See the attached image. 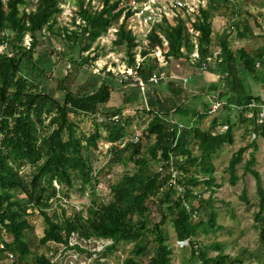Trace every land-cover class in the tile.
I'll use <instances>...</instances> for the list:
<instances>
[{
	"label": "trees",
	"instance_id": "trees-1",
	"mask_svg": "<svg viewBox=\"0 0 264 264\" xmlns=\"http://www.w3.org/2000/svg\"><path fill=\"white\" fill-rule=\"evenodd\" d=\"M123 1L99 0L98 7L92 5V0H76L78 10L72 19L76 29L69 32L64 26L61 33L57 31L56 35L62 36L69 48L81 46L78 52L83 63L95 60V57L83 58L80 54L88 50L92 41L105 35L111 23L121 17ZM220 1L225 0H211L207 8L199 10L191 23L192 31L199 32L198 57L194 64L205 69L209 68L210 63L207 60L210 55L207 45L212 34L211 14L216 9L214 4L219 5ZM34 2L35 9L29 11L26 6L33 4L31 1L0 0V46H3L0 51V264H52L50 257L32 249L28 243L27 232L31 228L29 217L35 213L42 217L44 223L39 239L43 245L52 242L66 250L75 249L90 254L77 243L70 245V238L75 235L83 241L110 240L111 244L104 247L108 251L121 241H133L123 264H171L172 252L163 227L167 215H170L176 238L188 244L189 254L183 257L182 264H243L248 256L254 257L252 253L248 256H230L223 252L220 242L202 246L194 239L199 232L207 234L222 228L216 223L214 198L211 195L214 188L220 187L214 182L212 159L223 145L234 143V121L230 116L214 117L206 130L197 125L179 126L167 118L168 110H162V99L153 97V108L143 110L150 117L142 138L149 142L153 138L146 148V156L141 155L140 142L127 143L118 148L113 143L124 137L125 122L122 119L106 120L109 116L120 114L121 108L116 112L99 113L113 91L101 73L96 74L100 80L90 81L87 90L82 87V91L78 92L63 87L61 80L57 87L62 90L61 97L39 89L41 82L35 80L36 77L42 78L44 73L33 63V55L39 47L37 35L44 27L51 33L55 32L52 28L54 20L62 8L59 0ZM76 15L79 18L77 23ZM129 15L127 13L125 17ZM245 30H248L247 26ZM27 33L31 38L28 45L24 43ZM159 35L167 42L166 46ZM147 39L146 48L141 51L143 59L138 66L133 50L137 44L136 37L125 30L124 21L119 25L114 40L115 45L124 46L126 65L133 67L135 75L144 82H148L158 68L157 59L148 60L149 53L155 47L162 50L165 58L171 57L183 64L191 59L189 54L194 44L185 18H177L175 24L167 19H164V23H156ZM219 46L217 58H220L218 64L223 68V78L217 99L223 101L228 110L238 112L237 119L245 124L243 140L248 134L264 139V122L259 123L257 119L263 103L258 96L245 91L239 75V67L251 68L254 57L244 48H233L227 35L219 39ZM55 52L57 55L62 53L59 50ZM260 53H264V48ZM32 73H36L34 79L28 76ZM105 73L115 78L114 72ZM169 87L174 90L178 86L170 81ZM248 112L252 115L245 117L244 114ZM81 115L94 117V131L88 135L79 136L77 133L78 124L74 118ZM224 124L228 126L227 129L215 134V127ZM100 128L107 132L113 158L122 163L132 162L133 171L125 172L111 184L110 198L104 203L89 206L86 215L78 211L65 216L64 210L62 217L56 213L49 215L47 210L51 200L57 193L64 194L63 186L70 189L78 182L81 192H92L98 184L90 155L91 147H97ZM254 139L236 149L227 170L229 183L234 185L237 181V164L242 161L244 152L254 147L243 170L255 181L259 202L254 221L260 224L258 240L264 245V225L261 224L264 218V188L260 174L253 167L256 151ZM191 144L198 149V155L191 151ZM126 153L127 158H123ZM155 163H160V166L152 169ZM25 165L29 166L30 171L22 174L21 168ZM54 183L59 185V189ZM201 184L210 190L207 199L195 192ZM177 186L182 190L178 191ZM242 196L244 199V191ZM153 209L157 220L151 219ZM208 248L214 249L216 255L208 256Z\"/></svg>",
	"mask_w": 264,
	"mask_h": 264
},
{
	"label": "rangeland",
	"instance_id": "rangeland-1",
	"mask_svg": "<svg viewBox=\"0 0 264 264\" xmlns=\"http://www.w3.org/2000/svg\"><path fill=\"white\" fill-rule=\"evenodd\" d=\"M26 1H31L33 3L30 6H26L27 10L30 11L35 9V0ZM85 1L87 2L88 0ZM75 2L76 0H59V6L62 8V11L59 16L55 17L54 26L52 27L55 32L51 33L46 29V27H44L43 30L37 35L39 47L33 55L35 58L33 63L40 70H43L44 75L42 78L36 77L35 81L41 82L39 89L52 93L55 97L62 96V90L57 88L59 86L58 83L61 80L63 87H68L70 90L78 92L82 91V87H85L84 90H87L89 87L88 83L90 81H97L98 78L100 80V76L96 75L98 73L103 71L107 72L108 70L116 73H125V71H128V69H126L127 57L124 46L114 44L116 32L118 31L119 25L122 23V21H124L125 30L130 27H135V24L131 18H124V11L116 22L111 23L105 35L100 36L92 41L88 50L80 54L83 58L88 57L89 59H92V57H95V60L93 61H87L85 63L80 61L78 48L81 46L75 45L69 48L65 39L62 36L56 35L57 31H60L61 33V29L64 26L68 28L69 32L71 29H76L72 23V19L76 14L75 12L78 10ZM226 2L229 6L235 4L236 0H226ZM221 3L225 2L222 1ZM238 3L241 4V1ZM94 4L95 6L100 7L99 0H92V5ZM120 7L123 9L125 8L123 5ZM223 14L224 16L227 15L226 10H223ZM77 22H79V18L76 15V23ZM138 29L144 30L145 32V29H143V27L139 24ZM63 33L64 31H62V34ZM30 39V35L27 33L24 36V43L28 45ZM85 41L86 43L89 42V40ZM142 41L143 40L138 39L136 42L138 45L136 48L137 52H141L143 50V46L142 48L140 47L143 45ZM82 42L84 43V40H82ZM232 45L237 47V45H239V41L233 40ZM2 49L0 46V51ZM55 50L62 51V53L57 55L58 51L55 52ZM133 50L135 51V47ZM148 57L152 58V54H149ZM189 58L193 59L191 53L189 54ZM83 60L85 61V59ZM173 64H175L174 61ZM190 65L187 64L189 67ZM38 68H36V71ZM177 68L178 66L171 65L172 79L170 80L169 78L167 81H173L176 86H178L180 83L179 80L181 81L182 79L178 77L183 72L185 74V71H178L181 70V67H179V69ZM241 70L242 69H240V71ZM260 71V69H254L253 75L261 82V80H264V77H259L258 73ZM33 75L36 76V73H32V75L28 74L30 78L32 76V79H34ZM260 78L263 79L260 80ZM106 80L108 82H112L113 78L108 77ZM191 81L192 79H189L188 82L181 81V85L188 87ZM167 82H165V84H167ZM116 83L118 86L121 85L119 81ZM117 91H119V94L117 95L118 100L113 98L111 101H108L101 107V112L99 113L104 111L116 112V110L119 108L129 107L133 104H136L137 106L139 105L141 107L142 105L144 106V92L140 91L138 87H124L122 90H120V87L116 89L114 88V92ZM120 91L125 94L124 97L120 95ZM169 93H171L170 90L167 92H161V97H167L166 94ZM188 94L189 93H187V96H189ZM149 97L151 98V95H149ZM122 99L123 101L125 100V103L121 101ZM121 102L122 104L118 105ZM219 112H221V108H219L215 113L205 114V117L220 118L219 116H215L219 114ZM226 112V115L228 114L230 116L231 121H234V126L232 129L234 143L232 145H223L219 150H217L212 159L214 166V182L216 184H220V187L214 188L211 195L214 198L213 207L216 213V223L222 226V228L219 231H210L207 234L199 232L194 239L198 240L202 246L210 245L213 242H220L223 252L230 256H236L239 254L248 256L249 253L255 255L254 257L248 256L247 260H245L243 264H264V245H261L258 240L260 224L259 222L254 221V213L258 211L259 197L256 192L254 178L249 173L244 174L243 170V166L245 165L246 161L249 160V154L252 152L254 147H251L245 151L242 156V161L237 164V181L234 185L229 183V171L227 170L228 162L236 149H238L240 146L248 144L255 138L254 141L256 144V151L254 152L255 164L253 167L260 174L262 186L264 188V139L259 136L254 137L253 134H248L245 137V140H243L245 124L237 119L238 112L231 110ZM147 114L148 113L137 110V112L132 115H123L121 119L122 122H125V135L129 137L135 131L144 129L143 127L146 126L147 119L150 117ZM251 115L252 114L250 113L244 114L245 117H250ZM101 117L103 116L101 115ZM74 120L77 121L78 124L77 133L79 136L88 135L90 132L94 131L93 116L81 115L75 117ZM45 123H47V120H45ZM197 126L199 128H203L204 130L207 129L205 125L202 127L197 124ZM99 132L100 137L96 142L97 147L95 149L91 147L90 155L93 173L97 176L99 181L98 184L95 186L92 192L90 190H84L81 192L79 190L80 184L78 182H75L74 186L70 189H67L65 186H63L61 189L63 190L64 194L57 193L55 198L51 200V206L47 210L49 215L56 213L59 217H62V210L65 211V216H71L78 211H82V213L86 215V211L89 206L95 204L97 205L102 202L104 203L110 198L109 187L111 184L120 179L121 175L125 172L133 171L134 166L132 162L122 163L121 161L113 158V153L109 146L110 143L107 141V132L101 128L99 129ZM152 141L153 138L150 140V142ZM150 142L144 138L141 140L140 143H142V156H146V148ZM118 148L120 147L118 146ZM190 149L193 154H199V151L194 144L190 145ZM123 155V158H127V153ZM159 166L160 163H155L152 169H157ZM29 171L30 168L28 165H25L23 168H21L22 174H26ZM54 185L57 189H59V185L56 183H54ZM176 188L178 191L182 190L180 186H177ZM243 191L245 192L244 199L242 198ZM195 192L199 193L203 199H207L210 195V190L206 188L205 184L199 185L195 189ZM158 216L160 219V214ZM151 219H158L154 209L151 214ZM195 220H197V218H195ZM29 221L31 223V228L28 229L27 232L29 245L32 247V249L50 257L52 264H123V260L128 256L129 250L134 243L133 241H121L116 244L111 251H108L105 250L104 247L111 244L110 240L91 239L88 241H83L77 239V237L74 235L70 238V245L77 243L80 245V247L89 251L90 254L87 252H78L75 249L66 250L62 245L54 244L52 242H49L45 245L39 243V239L43 234L44 223L42 217L38 213L31 215L29 217ZM261 224L264 225V218L261 221ZM163 227L168 237V243L172 252L171 264H182L183 257H188L189 254L187 246L188 244L186 241L185 243H182L176 238V234L170 221V215L166 216ZM206 252L208 256L213 257L216 255V252L212 248H208ZM193 264L199 263L195 262Z\"/></svg>",
	"mask_w": 264,
	"mask_h": 264
},
{
	"label": "crops",
	"instance_id": "crops-1",
	"mask_svg": "<svg viewBox=\"0 0 264 264\" xmlns=\"http://www.w3.org/2000/svg\"><path fill=\"white\" fill-rule=\"evenodd\" d=\"M204 1V4L199 6V8L194 9L191 13L179 11L180 13L177 14L178 16L167 19V21L170 20L172 24H175L177 18H185V24H187L190 38L194 44L193 50L191 52L193 59L189 60L188 63L183 64L177 60L172 59L171 57L165 58L162 50H156L155 47L149 54H152V58L157 59L158 68L154 72L162 74V77L157 84H152L148 79V82H144L146 85L145 89L141 90V88H139L137 83L135 82V79L141 80L140 78H138L136 75H121L120 72H114L116 78H113L112 82H108L106 80L108 84L113 88L109 101H111L113 98L115 100H118L117 95L119 94V91L114 92V88L116 89L120 87V90H122V88L124 87H138L140 91L144 92V106L142 105L141 107L139 105L137 106L136 104H133L129 107L121 108V112H126H122V114L132 115L136 113L137 110H150L154 106L153 97H155V99H162V110L164 112L168 110L167 118L170 121L178 123L179 126H191L193 124H199V126L203 127L205 125V127L208 128L213 118H207L205 117V114H208V110L210 109L211 105L215 102V100H217L216 95L221 89L223 78V68L218 64L220 58H217V55L220 51L219 39L223 37V35H227L228 41L231 45L233 43V40L239 41V45H237V47H234L232 45L233 48H244L250 56L254 57V62L252 63L251 68H244L243 66L239 67V70L242 69L241 71H239V75L243 81L245 91L253 96H258L263 103L261 107H264V80H261L263 78H260V82L259 79L255 78V76L253 75L254 69H260L261 71L258 73L259 77H264V53H260V51L264 48V0H236L235 4L229 6L226 0L224 1L225 3H221L222 1H220L219 5L214 4L216 5V9L213 10L211 14V40L207 45L210 52L207 60L210 63L208 66L209 68L206 69L203 68V66L200 67L197 64H194L195 58L198 57L197 39L199 37V32H193L191 29V23L194 22L196 15L199 14V10L202 8H207L211 0ZM239 1H241V4L238 3ZM223 10H226L227 15L224 16ZM174 19L175 21H173ZM162 23H164V20L162 21ZM246 26L248 27V30H245ZM163 45H167L165 39L163 41ZM166 50L167 47H165L164 51ZM142 59L143 57L141 56V52H137L135 55V63L137 66L141 63ZM148 60H150V58H148ZM173 61L175 62V64H173ZM187 64H191L190 67L187 66ZM171 65L178 66L177 69L181 67V70H178L180 72L185 71V74L183 72L178 77L182 78V82H188L189 79H192L188 87L181 85L182 83L180 80V83L178 82V87H175L174 90L169 87L168 83L170 82L167 81L169 80V78L170 80L172 79ZM131 68L133 69V67ZM133 73L135 74L134 69ZM101 74L105 79L108 78V76L105 75V72H101ZM122 76H124V78L122 81H120ZM118 81L121 83V85L119 86L116 83ZM165 82H167V84H165ZM168 90H170L171 93L166 94L167 97L162 98L161 92H167ZM187 93H189V96H187ZM120 95L124 97L125 94L120 91ZM149 95H151V98L149 97ZM121 101L125 103V100L123 101L122 99ZM122 102L118 105L122 104ZM224 104L225 103L223 102V105H221L220 107L221 112H219V114L215 116H219L220 118H224L226 116V111H228V109L224 107ZM232 111L237 112L236 110ZM248 113L252 114L251 112ZM148 120L149 118L147 119V121ZM201 129L204 130L203 128Z\"/></svg>",
	"mask_w": 264,
	"mask_h": 264
},
{
	"label": "built area",
	"instance_id": "built-area-1",
	"mask_svg": "<svg viewBox=\"0 0 264 264\" xmlns=\"http://www.w3.org/2000/svg\"><path fill=\"white\" fill-rule=\"evenodd\" d=\"M204 3H205L204 0H126V1L124 0L122 5L125 6L123 13L124 18H131L135 24V27H130L131 29L128 28L127 31H130L132 35L136 37V42L138 41V39L143 40L142 41L143 45H141L140 47L142 48L143 46L144 49L148 42L147 39L148 34L150 33V31L152 30L153 26L156 23H162L164 19H169L178 16L177 14L180 13L179 11L191 13L194 9L199 8V6H201ZM127 13H130V15L128 17H125ZM138 24L141 25L143 29H145V32L144 30L138 29ZM136 35H138L139 37ZM159 37L164 41V38L161 35H159ZM137 47L138 45L136 44L135 55L137 53L136 51ZM158 49L159 48H156V50ZM126 68H129L128 71H125V73H120L121 75H135L131 67H126ZM161 77L162 74L154 72L149 77V82L155 85L159 82ZM123 78L124 76L121 77L120 81H122ZM135 82L137 83L138 87L141 88V90L145 89L146 85L144 81L135 79ZM221 105H223L222 101L218 99L215 100V102L211 105L210 109L208 110V113H215L218 110V108L221 107ZM123 115L125 114H122L121 112L120 114H115L107 117L106 120L117 121L120 120ZM257 119L259 123L264 122V107H261V111L257 114ZM227 127L228 126L225 124L222 126H218L214 129V133L220 134L224 132L227 129ZM142 133H143V129L142 130L139 129L135 131L133 134H131L129 137L124 135L123 138H120L118 141L115 142L116 144L115 143L113 144L122 148L127 143H132V144L139 143L143 139ZM160 170L161 169L159 168V171ZM174 173L175 171L173 172V174ZM11 256L12 255L10 254V257Z\"/></svg>",
	"mask_w": 264,
	"mask_h": 264
},
{
	"label": "water",
	"instance_id": "water-1",
	"mask_svg": "<svg viewBox=\"0 0 264 264\" xmlns=\"http://www.w3.org/2000/svg\"><path fill=\"white\" fill-rule=\"evenodd\" d=\"M182 243H185V241H182Z\"/></svg>",
	"mask_w": 264,
	"mask_h": 264
}]
</instances>
